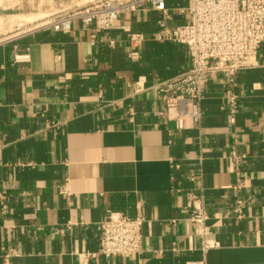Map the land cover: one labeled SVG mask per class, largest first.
Returning a JSON list of instances; mask_svg holds the SVG:
<instances>
[{"label": "crops", "instance_id": "0c3cea01", "mask_svg": "<svg viewBox=\"0 0 264 264\" xmlns=\"http://www.w3.org/2000/svg\"><path fill=\"white\" fill-rule=\"evenodd\" d=\"M189 3L165 0L169 26L187 21ZM30 8L18 15L50 12V0ZM160 16L144 7L113 29L72 21L0 45V264H264V42L235 76V110L213 74L198 124L178 130L155 87L189 57L152 39ZM194 208L208 217L204 237ZM108 210L144 219L139 254L99 253Z\"/></svg>", "mask_w": 264, "mask_h": 264}, {"label": "built area", "instance_id": "2783aa9c", "mask_svg": "<svg viewBox=\"0 0 264 264\" xmlns=\"http://www.w3.org/2000/svg\"><path fill=\"white\" fill-rule=\"evenodd\" d=\"M149 7L160 13L157 21L158 32L152 34L156 42H169L186 49L189 57L188 69L176 78L162 81L155 87L156 95L165 107V114H171L178 130L198 124L201 117L200 94L203 84L213 74H222L228 84L227 101L235 110L237 96L235 76L237 72L252 68L255 55L264 42V0H190L185 9L188 19L178 26H169V15L165 0H91L83 6L40 21L27 32H19L1 39L0 45L21 38L34 30L66 32L72 21L82 27L107 30L116 27L123 14ZM183 10V9H181ZM22 26V24H21ZM136 46L143 35L129 36ZM130 53V58H136ZM16 63H27L28 55H15ZM231 188V187H226ZM233 189L238 188V186ZM2 197H0L1 199ZM193 203L197 199L188 195ZM241 202H236V217H240ZM190 221L196 226V233L205 234L208 217L202 209H192ZM144 219L140 215L130 217L118 211L108 210L98 224L99 253L105 257H126L141 252V226ZM210 244L203 240V249Z\"/></svg>", "mask_w": 264, "mask_h": 264}, {"label": "rangeland", "instance_id": "374dc122", "mask_svg": "<svg viewBox=\"0 0 264 264\" xmlns=\"http://www.w3.org/2000/svg\"><path fill=\"white\" fill-rule=\"evenodd\" d=\"M39 0H0V40L8 38L19 32H27L34 25L46 18L54 17L59 14L83 6L91 0H50V12H40V15L22 17L19 13L31 12L33 2ZM47 7V6H46ZM48 8V7H47ZM22 17V19L20 18ZM22 24V26H21Z\"/></svg>", "mask_w": 264, "mask_h": 264}, {"label": "bare ground", "instance_id": "6f19581e", "mask_svg": "<svg viewBox=\"0 0 264 264\" xmlns=\"http://www.w3.org/2000/svg\"><path fill=\"white\" fill-rule=\"evenodd\" d=\"M38 25V24H37ZM37 25H34V26H37Z\"/></svg>", "mask_w": 264, "mask_h": 264}]
</instances>
